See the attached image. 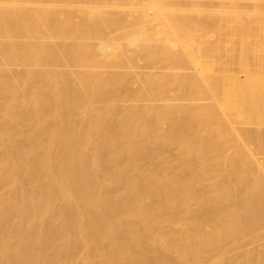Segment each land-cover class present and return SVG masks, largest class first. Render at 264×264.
<instances>
[{
	"label": "bare ground",
	"instance_id": "1",
	"mask_svg": "<svg viewBox=\"0 0 264 264\" xmlns=\"http://www.w3.org/2000/svg\"><path fill=\"white\" fill-rule=\"evenodd\" d=\"M219 1L0 0V264H264L222 257L264 228V0Z\"/></svg>",
	"mask_w": 264,
	"mask_h": 264
},
{
	"label": "rangeland",
	"instance_id": "2",
	"mask_svg": "<svg viewBox=\"0 0 264 264\" xmlns=\"http://www.w3.org/2000/svg\"><path fill=\"white\" fill-rule=\"evenodd\" d=\"M198 2L203 6V8L205 9V10H210V9H214V10H218V9H220V8H223V7H229V3H227V2H221V1H219V0H198ZM246 2V5L247 6H251V5H253V3H254V1L253 0H248V1H245ZM142 62V61H141ZM232 66H234L235 68H236V66L235 65H232ZM231 67V66H230ZM234 67H232V68H234ZM234 68V69H235ZM134 81V80H133ZM131 82H132V79H131ZM166 155H168V153L166 154ZM264 155V154H263ZM263 155H262V157H263ZM260 156V155H259ZM261 157V156H260ZM263 231H264V228L263 229H261V230H259V233L257 234V237H255L254 239H252V240H255L256 239V241H258L257 243H256V241H250V243L248 244V246H246V247H243V248H239V249H234V250H231V251H229V252H224L223 254H222V257H224V258H226L228 255H233L234 253L236 254L237 252H238V254H240V253H242L243 251H244V249H255V247H256V245L259 243V245H260V243H263V241H264V235H263ZM259 234H260V238H259ZM262 234V235H261ZM262 237V238H261ZM260 239V240H259ZM263 239V240H262ZM260 246H257L256 248H259ZM243 250V251H242Z\"/></svg>",
	"mask_w": 264,
	"mask_h": 264
}]
</instances>
